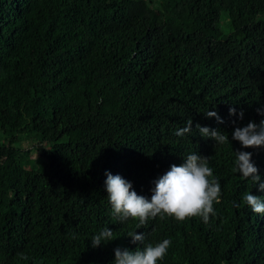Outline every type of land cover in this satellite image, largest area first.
Instances as JSON below:
<instances>
[{
    "label": "trees",
    "instance_id": "trees-1",
    "mask_svg": "<svg viewBox=\"0 0 264 264\" xmlns=\"http://www.w3.org/2000/svg\"><path fill=\"white\" fill-rule=\"evenodd\" d=\"M257 109L264 0H0V264H112L114 248L142 247L129 230L170 240L159 264H264V216L241 201L264 193L232 171L241 146L231 132L258 124ZM187 120L192 132L176 136ZM244 150L264 179V147ZM191 151L220 178L208 222L157 216L137 227L110 215L105 169L150 196ZM105 225L116 238L91 247Z\"/></svg>",
    "mask_w": 264,
    "mask_h": 264
},
{
    "label": "clouds",
    "instance_id": "clouds-1",
    "mask_svg": "<svg viewBox=\"0 0 264 264\" xmlns=\"http://www.w3.org/2000/svg\"><path fill=\"white\" fill-rule=\"evenodd\" d=\"M228 112L230 116L236 115L237 119L243 118L242 109L238 111L230 107ZM257 112L264 116V111L257 109ZM203 113L206 118H215L217 123H223L217 111L206 110ZM192 130V120H187L184 127L175 130V135L182 137ZM195 130L201 138H211L215 146L230 144L228 134L218 128L196 124ZM231 139L238 141L241 146L240 150L232 149V171L238 173L245 181H250L257 192L264 193V179L251 159L252 152L244 150L248 147H264V118L258 124L250 120L246 125L234 127ZM208 160L209 157L197 151L188 152L182 156L181 163L171 164L167 171L150 182V196L138 194L130 180L105 169L103 187L110 206V215L120 222L129 218L138 219L137 227L157 216H171L176 220L198 216L203 222H208L209 214L213 217L216 215L213 204L218 203L221 198L220 178L214 175ZM241 201L251 212L264 216V195H256L248 190L242 194ZM232 203L235 207H240L236 201ZM127 236L131 238L132 243L140 242L142 247L114 248L112 264H159L170 245L168 238L146 243L145 234L136 230H129ZM115 238L114 231L105 225L95 231L89 239L91 247L95 248Z\"/></svg>",
    "mask_w": 264,
    "mask_h": 264
},
{
    "label": "rangeland",
    "instance_id": "rangeland-1",
    "mask_svg": "<svg viewBox=\"0 0 264 264\" xmlns=\"http://www.w3.org/2000/svg\"><path fill=\"white\" fill-rule=\"evenodd\" d=\"M31 141L32 140H23V141H21L20 140V142H19V146L20 147H23V148H26L27 146H32V144H31ZM35 145V144H34ZM31 153V155L33 156H36V155H38L39 153H40V151L39 150H36V149H34L32 152H30Z\"/></svg>",
    "mask_w": 264,
    "mask_h": 264
}]
</instances>
